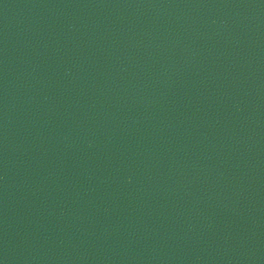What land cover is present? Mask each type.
<instances>
[{
	"label": "water",
	"instance_id": "1",
	"mask_svg": "<svg viewBox=\"0 0 264 264\" xmlns=\"http://www.w3.org/2000/svg\"><path fill=\"white\" fill-rule=\"evenodd\" d=\"M0 264H264V0H0Z\"/></svg>",
	"mask_w": 264,
	"mask_h": 264
}]
</instances>
